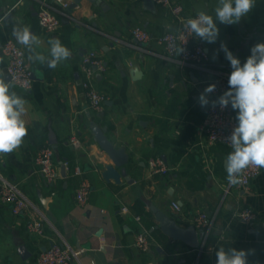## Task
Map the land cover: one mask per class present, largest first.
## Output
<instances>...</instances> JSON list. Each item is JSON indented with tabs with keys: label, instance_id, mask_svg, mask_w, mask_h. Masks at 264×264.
Returning <instances> with one entry per match:
<instances>
[{
	"label": "crops",
	"instance_id": "crops-1",
	"mask_svg": "<svg viewBox=\"0 0 264 264\" xmlns=\"http://www.w3.org/2000/svg\"><path fill=\"white\" fill-rule=\"evenodd\" d=\"M41 1L0 0V79L10 82V92L27 101L22 117L27 134L19 148L0 153V171L32 204L14 214L10 204L0 202V264H37L39 253L54 242L79 252L81 264H216L219 247L246 250L248 264H264V168L249 188L229 184L225 158L232 149L221 141H209L200 128L207 111L199 103L209 85L206 75L167 58L159 41L162 33L177 27L169 7L152 0H81L69 7V16H61L56 31L46 32L37 18ZM178 1L185 14L204 10L215 20L217 0ZM215 22L218 39L201 40L212 62L230 66L221 50L224 43L243 64L251 47L264 43V0H256L236 25ZM14 26H28L39 37L38 43L27 47L16 41L33 70L29 89L13 84L7 72L2 43L8 36L16 40ZM136 26L151 33L149 42L133 37ZM53 38L71 50L55 69L47 67L52 59L48 41ZM89 50L105 65L96 73L97 87L106 97L101 112L91 109L80 82L82 56ZM41 55L43 63L37 58ZM134 65L142 70L136 80L130 73ZM92 125L104 127L116 146L126 147L129 179L122 177L119 183L103 179L101 172L111 159ZM51 131L60 171L54 181H48L35 163L38 149L51 144ZM73 136L80 138L79 148L70 143ZM153 156L162 157L169 171L153 174L148 165ZM76 166L82 167L81 176L73 174ZM83 178L91 189L87 201L79 204L76 189ZM152 206L183 227L194 224L198 212H206L212 221L206 240L197 227V248L170 239ZM244 207L253 208L258 217L251 222L238 218L235 213ZM32 219L43 222V234L30 233ZM144 231L151 239L147 252L135 244ZM21 245L31 253L26 259L18 251Z\"/></svg>",
	"mask_w": 264,
	"mask_h": 264
},
{
	"label": "built area",
	"instance_id": "built-area-1",
	"mask_svg": "<svg viewBox=\"0 0 264 264\" xmlns=\"http://www.w3.org/2000/svg\"><path fill=\"white\" fill-rule=\"evenodd\" d=\"M154 1L168 6L177 24L175 29L165 31L159 37L160 43L164 45L166 57L181 64L197 67L206 75V81L209 84L216 85L214 92L208 94L210 103L201 123V130L209 141H221L231 148L226 138L231 134L237 123L236 114L232 110L231 104L224 110H221L219 104L215 108L211 104V101L218 100L228 89V77L232 71L231 66L227 64L215 65L201 39L191 34L184 27L187 19L194 18L196 14H185L184 7L178 0ZM69 5L68 0L41 1L37 15L40 28L46 32L56 31L61 24V16H69ZM132 35L137 41L142 43L149 42L152 38L151 33L142 26L134 27ZM180 48H183L184 51L178 52ZM2 51L7 58V72L10 75L11 82L23 89H29L33 82V70L26 58L24 49L13 37L8 36L2 43ZM80 70L81 86L85 90L91 109L96 112L103 111L106 97L96 84L97 71L105 70L103 60L94 51L89 50L82 56ZM70 143L76 148L81 146V140L78 136L71 137ZM54 154V148L47 143L41 146L35 155V163L39 172L48 181H54L60 175L59 168L54 160ZM148 165L153 174L164 173L170 169L169 164L160 156L150 157ZM262 169L249 166L243 171L241 182L235 186L243 189L249 188L251 180ZM73 174L81 176L83 174L82 167L76 166ZM90 189V181L87 178H83L76 189V199L79 204H84L87 201ZM0 202L10 204L14 214L30 209L32 205L30 200L15 184L5 178L1 171ZM173 206L176 209H180L177 202H173ZM235 215L246 222L254 221L258 217V213L251 207H244L237 211ZM137 218L140 219V216H137ZM194 224L197 228L202 229L206 240L212 226V221L208 214L206 212H198L194 217ZM28 230L31 234H43V222L32 219L28 223ZM135 244L141 251H149L151 239L147 232L138 233ZM78 254L79 252L74 251L70 247L54 242L39 253L37 264H81L78 260ZM195 264L204 263L197 261Z\"/></svg>",
	"mask_w": 264,
	"mask_h": 264
},
{
	"label": "clouds",
	"instance_id": "clouds-1",
	"mask_svg": "<svg viewBox=\"0 0 264 264\" xmlns=\"http://www.w3.org/2000/svg\"><path fill=\"white\" fill-rule=\"evenodd\" d=\"M256 0H217L213 15L199 10L194 18H188L184 27L204 42L214 43L219 36L215 21L225 25H236L255 7ZM12 35L24 46L36 44L39 37L28 26L13 27ZM51 45L52 59L47 67L55 69L61 61L71 56V50L64 46L59 38L48 41ZM226 59L230 62L231 73L228 77V89L218 100L211 101L212 107L219 104L224 110L231 104L236 112V125L226 138L232 151L225 158L228 182L237 185L241 175L249 166L264 168V43H257L250 49L245 62L241 61L221 43ZM184 49H178L183 52ZM41 63L44 57H37ZM215 58V56L213 57ZM11 83L0 79V153H11L19 148L27 134L25 120L27 103L23 97L10 92ZM215 84H209L199 95L202 107L209 105L208 94L214 92ZM238 110V111H237ZM216 264H248L249 252L235 248L219 247L216 252Z\"/></svg>",
	"mask_w": 264,
	"mask_h": 264
},
{
	"label": "water",
	"instance_id": "water-1",
	"mask_svg": "<svg viewBox=\"0 0 264 264\" xmlns=\"http://www.w3.org/2000/svg\"><path fill=\"white\" fill-rule=\"evenodd\" d=\"M81 0H73L69 7L73 8L77 6V4ZM90 2L101 3L98 0H89ZM151 1V0H150ZM151 2H155L152 0ZM130 73L133 79H139L142 76V70L139 69L138 66L134 65L130 69ZM92 131L94 136L102 147V149L107 153L109 158L111 159V163L105 165L103 171L101 172V176L107 182L113 180L116 183L121 181L122 177L128 178L127 166L130 162V155L126 150L125 146H116L113 141L109 139L106 135V129L104 127H99L97 125H92ZM49 142L52 144L53 148L57 146V140L51 131ZM62 175L65 176V166L62 167ZM152 209L155 213L156 219L158 221V225L161 228L162 232L168 236L172 240H181L185 245L197 248L199 246V236L197 228L194 224L183 227L177 223V221L163 213L160 210H157L152 206ZM18 251L23 259H26L31 253L26 249L25 245H21L18 248Z\"/></svg>",
	"mask_w": 264,
	"mask_h": 264
},
{
	"label": "trees",
	"instance_id": "trees-1",
	"mask_svg": "<svg viewBox=\"0 0 264 264\" xmlns=\"http://www.w3.org/2000/svg\"><path fill=\"white\" fill-rule=\"evenodd\" d=\"M147 226H148V227H150V226H151V224L147 223Z\"/></svg>",
	"mask_w": 264,
	"mask_h": 264
}]
</instances>
